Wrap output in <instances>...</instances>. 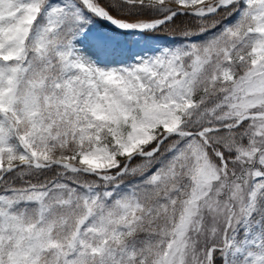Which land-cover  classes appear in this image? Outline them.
I'll use <instances>...</instances> for the list:
<instances>
[{
    "label": "snow or ice",
    "instance_id": "1",
    "mask_svg": "<svg viewBox=\"0 0 264 264\" xmlns=\"http://www.w3.org/2000/svg\"><path fill=\"white\" fill-rule=\"evenodd\" d=\"M0 264H264V0H0Z\"/></svg>",
    "mask_w": 264,
    "mask_h": 264
},
{
    "label": "trees",
    "instance_id": "2",
    "mask_svg": "<svg viewBox=\"0 0 264 264\" xmlns=\"http://www.w3.org/2000/svg\"><path fill=\"white\" fill-rule=\"evenodd\" d=\"M183 23H184V18H178L175 21V24L166 26L162 28L160 31L164 30L163 32L175 33V34L180 33V27L183 26Z\"/></svg>",
    "mask_w": 264,
    "mask_h": 264
},
{
    "label": "rangeland",
    "instance_id": "3",
    "mask_svg": "<svg viewBox=\"0 0 264 264\" xmlns=\"http://www.w3.org/2000/svg\"><path fill=\"white\" fill-rule=\"evenodd\" d=\"M158 37V36H157ZM183 40V36H163L159 37L158 41H152V43H156L158 45L168 44L172 42H179Z\"/></svg>",
    "mask_w": 264,
    "mask_h": 264
}]
</instances>
